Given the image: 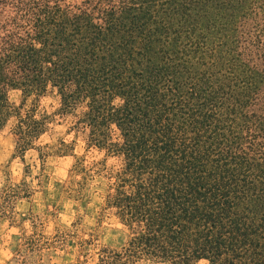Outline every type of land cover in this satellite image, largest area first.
Here are the masks:
<instances>
[{"label":"trees","instance_id":"1","mask_svg":"<svg viewBox=\"0 0 264 264\" xmlns=\"http://www.w3.org/2000/svg\"><path fill=\"white\" fill-rule=\"evenodd\" d=\"M49 81L62 114L88 101L96 176L124 164L104 207L129 238L98 264H264V0H0V129Z\"/></svg>","mask_w":264,"mask_h":264},{"label":"clouds","instance_id":"2","mask_svg":"<svg viewBox=\"0 0 264 264\" xmlns=\"http://www.w3.org/2000/svg\"><path fill=\"white\" fill-rule=\"evenodd\" d=\"M36 47H40L39 44ZM48 92L37 98V93L33 92L31 95L25 97L22 89H12L8 92V102L13 105V108L18 109L13 111L9 109V115L0 129V139L7 145V151L3 158L0 159V188L6 189L10 192L18 190L19 197H14L9 202L11 208V227L9 226V218L5 217L3 221V235L2 244H0V264H60L57 257L63 256L64 252L60 251L62 240H56L55 237L58 233L63 234V239H67L68 234L76 232L79 235L76 239L83 242L88 239L89 232H95L100 236V239L95 240L91 247L86 250L89 253L87 264H98V253L100 248L105 246L111 238L115 241L116 237L112 235L110 225L115 217L112 213L117 211L116 208H110L104 218L103 224L99 227L96 226V220L100 213V206L104 205L105 189L109 185H113L110 192H115V185L120 183L116 173L121 171L124 164L118 165L116 168L109 169L105 166L99 177L96 176V171L101 165L97 164L93 167V161H99L104 156V151H98L96 146L85 152V142L87 139L88 129L85 127L83 136H80L75 130L68 132V128L84 116L88 111V101L85 100L73 109L72 114L69 115H56L58 109L62 107L61 97L57 94V89L53 86L51 81L47 84ZM23 106L21 107V103ZM122 103V101H120ZM32 109H35L32 111ZM50 119H44L45 117ZM43 120V128L45 129L37 136L25 135L23 140H19L16 135L17 126L19 129H27L29 124L33 121L40 122ZM27 121L28 123H25ZM115 127V125H113ZM74 136L78 137L74 146V151L67 155H55L56 150L60 149L61 152L65 151L68 145L73 143ZM62 139L63 146L59 142ZM19 144L27 143V146L22 152L18 151ZM15 153V159L9 162V157ZM51 153L52 155H48ZM44 154L45 158L42 161L40 155ZM84 159L78 164L77 168H73L80 158ZM123 159V157H121ZM44 164V172H41V164ZM112 159L107 161L111 165ZM29 168V172L25 173V168ZM79 168L88 169L89 172H79ZM69 169H72L69 174ZM79 172V174H78ZM109 175V179L105 180V174ZM39 175L40 188H47L49 196L47 199H55L54 192L61 191L60 200L56 201L58 206H62L64 211H60L55 217L48 216L44 211V198L41 191L38 189L37 180L35 177ZM88 176L87 184L83 189L84 193H88L92 199L87 205L90 210L86 213L84 208L80 207L78 200L66 199V194L62 190L55 189L54 183L59 182L61 185H71V191L75 194V189L79 187L77 182L83 183L82 176ZM45 176L49 178L48 183L44 184ZM128 179L133 180L131 174H128ZM27 186L29 191H35L31 200L24 199L23 189H17L18 185L22 184ZM97 184H102L103 187L96 189ZM96 190V191H94ZM124 191L131 195L135 191L130 186H125ZM73 205H76V210H73ZM33 207L31 219L21 221V217L29 215V207ZM51 209V205H49ZM5 212L9 211V206L4 208ZM79 215L82 219L79 224L73 228V221ZM37 217H39L37 219ZM35 225V227H33ZM115 227L124 229L122 224H116ZM83 229L84 231H81ZM122 233H117L120 235ZM128 237L125 236V240ZM67 250L68 245H63ZM79 247V245L77 246ZM112 247L120 251V247L113 243ZM76 249H73L75 252ZM53 252L57 255L53 257ZM51 258V259H50ZM74 259V257H73ZM84 257H81L83 260ZM126 259V257H125ZM135 264H169L165 261H150L144 257L135 260ZM197 264H209L206 259H200Z\"/></svg>","mask_w":264,"mask_h":264},{"label":"rangeland","instance_id":"3","mask_svg":"<svg viewBox=\"0 0 264 264\" xmlns=\"http://www.w3.org/2000/svg\"><path fill=\"white\" fill-rule=\"evenodd\" d=\"M57 94H59L58 91H57ZM56 115L64 116V115H69V114H62L60 112V109H58L57 112H56ZM74 130L77 133H79L80 136H83V134L85 132L84 129L76 127L75 123L72 124L68 128L67 131L68 132H72ZM77 139H78V137L74 136L73 143L70 145V148L66 147L64 152H61L60 149H57L55 155H58V156L59 155H67V154L73 152L74 151V146L76 144ZM59 142L63 146L62 139ZM90 149L91 148H89L87 146V139H86L85 152H88ZM6 151H7V145L4 143V141L2 139H0V159L3 158L4 154L6 153ZM48 155H52V154L49 153ZM44 158H45L44 154H41L40 155V159L43 161ZM81 158L84 159V157H81ZM12 159H15V153L11 157H9V162ZM113 162H114V159H112V163ZM24 171H25V173H28L29 172V168L26 167ZM41 172H44V164L43 163L41 164ZM71 172H72V169H69V174H71ZM35 179L37 180V184H38V189L37 190L41 191L42 197L44 198V201H43L44 202V209H43V211L48 216H53V217H55L58 212L64 211L62 206H58L56 204V201L60 200V198H61V191H55L53 193L54 196H55V199H47V197L49 196L48 189L39 187V185H40L39 175L37 177H35ZM48 180H49V178L47 176H45L44 184H47ZM101 187H103L102 184H97L96 189L98 190ZM20 188H22L23 192H24L23 198L31 200V197L35 194V191H29L27 189V186L24 185L23 181H22L21 185L17 186V189H20ZM54 188L62 190V192L66 194V196H65L66 199L78 200L80 202V207L84 208L86 213H88L90 211L87 208V205L91 202L92 197L88 193H84L83 192L84 187L81 190H79L77 188L75 190V194L73 193V191L70 190L71 189V185L70 184L61 185L59 182H55L54 183ZM94 191H96V190H94ZM19 195H20V192L18 190L14 189V190L8 192V191H6V189L0 188V237H2V235H3V221H4L5 217L9 218V221H10L9 226L11 227V208H10L9 202L11 201L12 198L19 197ZM6 205L9 206V211L8 212L4 211V208H5ZM49 205H51V209H49ZM73 210H76V205H73ZM28 211H29V215L21 217V221H23L25 219H31L32 218L33 207L30 206ZM107 211H108V209H106L104 207V205L100 206V213L98 214V217H97V220H96V226L97 227H99V226H101L103 224V221H104V218H105V216L107 214ZM112 215L115 217V220L112 221V224L109 227H110V230L112 232V235L115 236L116 239H115V241H113L110 238L108 243L105 246H109L111 248H114V247H112V244L116 243L121 248V247H123L126 244L128 239L125 240V236H127L129 238V233L130 232H129V229L123 223L120 222V220L117 218V216L114 213H112ZM38 218L39 217H37V219ZM81 219L82 218L79 215H77V218L73 221V228H75L76 225L81 222ZM116 224L124 225V228L127 229V232H124V229H122V228L115 227ZM33 227H35V225H33ZM81 231H84V230L81 229ZM117 233H122V234L117 235ZM78 235L79 234L76 233V232H71V233L68 234L69 238L63 239V234L62 233H58L57 236L55 237L56 240H62V243L60 245H57L58 247H60V251L64 252L63 256L57 257L59 259V261H60V264H77L78 263V259L83 256V253H82V250H81V247H80V240L76 239V237ZM90 237L93 239V242L95 240L100 239V236L97 235L95 232H89L88 233V238H90ZM0 244H2V239H0ZM64 244L68 245L67 250H65V248L63 246ZM78 245H79V247H77ZM73 249H76V251L73 252ZM56 255L57 254L55 252H53V257H56ZM86 256H88V258H89V253ZM73 257H74V259H73ZM88 258H87V262H88Z\"/></svg>","mask_w":264,"mask_h":264}]
</instances>
